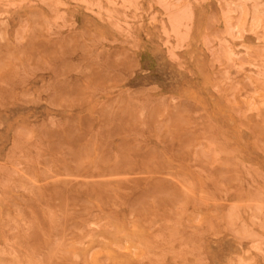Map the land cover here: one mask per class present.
<instances>
[{
  "label": "rangeland",
  "instance_id": "1",
  "mask_svg": "<svg viewBox=\"0 0 264 264\" xmlns=\"http://www.w3.org/2000/svg\"><path fill=\"white\" fill-rule=\"evenodd\" d=\"M0 264H264V0H0Z\"/></svg>",
  "mask_w": 264,
  "mask_h": 264
}]
</instances>
